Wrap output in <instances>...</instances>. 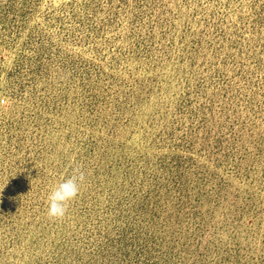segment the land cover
I'll list each match as a JSON object with an SVG mask.
<instances>
[{
	"label": "rangeland",
	"instance_id": "1",
	"mask_svg": "<svg viewBox=\"0 0 264 264\" xmlns=\"http://www.w3.org/2000/svg\"><path fill=\"white\" fill-rule=\"evenodd\" d=\"M0 264H264V0H0Z\"/></svg>",
	"mask_w": 264,
	"mask_h": 264
},
{
	"label": "clouds",
	"instance_id": "2",
	"mask_svg": "<svg viewBox=\"0 0 264 264\" xmlns=\"http://www.w3.org/2000/svg\"><path fill=\"white\" fill-rule=\"evenodd\" d=\"M86 179L83 167L77 165L71 175L56 184L47 196V215L52 219H62L68 212L70 202L80 193Z\"/></svg>",
	"mask_w": 264,
	"mask_h": 264
}]
</instances>
